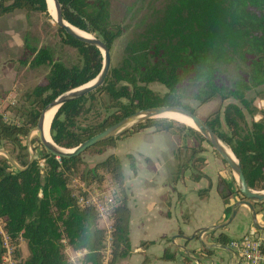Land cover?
Returning a JSON list of instances; mask_svg holds the SVG:
<instances>
[{"label":"trees","instance_id":"trees-1","mask_svg":"<svg viewBox=\"0 0 264 264\" xmlns=\"http://www.w3.org/2000/svg\"><path fill=\"white\" fill-rule=\"evenodd\" d=\"M58 2L65 22L93 35L112 53L124 34L123 27L112 22L113 0ZM17 11L41 13L53 21L47 0H0V19ZM57 30L62 44L77 50L79 62L70 66L56 62L48 47H33L26 40L25 53L30 57L22 59L20 64L32 69L48 67L49 73L42 84L26 95L25 104L15 108L21 121L19 125L0 119V148L11 146L12 151L8 153L21 168L30 162L28 147L23 142L37 127L43 110L63 94L92 82L103 70L104 57L97 47L78 41L58 25ZM154 84L165 88L166 93H156L151 88ZM188 89L194 90L192 99L200 106L217 99L235 104L217 110L205 122L238 159L250 189L264 191V112L260 121H254L256 110L248 97L254 91L264 94V0H167L160 10L143 20L142 30L127 42L121 62L117 67H110L104 84L58 110L51 123V138L57 146L72 150L138 111L181 106L197 115L182 104L183 92ZM92 114L101 120L84 125ZM144 130L180 141L188 133L206 142L198 131L187 125L155 119L86 152L97 150L98 155H103L121 138ZM205 151L201 144L198 147L179 145L175 151L177 171L185 167L182 163H191L193 171L200 174L196 179L199 180L207 162L199 154ZM82 155L58 160L44 150L40 160L35 159L25 170H17L8 159L0 158V219L13 246L18 247L21 238L25 241L29 256L24 264H70L66 245L86 252L83 264H104L107 234L99 227L98 213L93 208L79 206L70 188V177L81 167L84 168L81 182L90 187L102 185L109 175L118 191L119 206L112 215L109 264H120L132 255L131 193L122 164L110 155L88 166ZM127 158L135 174V157L128 155ZM218 193L226 205L238 195L241 200L245 199L234 178L228 182L219 177ZM253 206L264 207V203H253ZM215 242L230 247L232 241L221 232ZM153 244L147 242L141 247L145 252ZM3 253L4 240L0 233V264ZM205 253L212 255L213 251ZM160 260L176 262L177 253L167 249ZM183 262L190 264V259L184 257Z\"/></svg>","mask_w":264,"mask_h":264},{"label":"crops","instance_id":"crops-1","mask_svg":"<svg viewBox=\"0 0 264 264\" xmlns=\"http://www.w3.org/2000/svg\"><path fill=\"white\" fill-rule=\"evenodd\" d=\"M132 137H136V143ZM124 139H127L126 143ZM124 139L120 148L123 144L127 146L120 151V156L123 155L126 160L128 155H132L137 163L136 173L133 174L127 167L128 162L120 157L124 170L129 171L128 175L125 171V178L131 190L130 238L133 250L132 255L120 264H185L184 257L190 259V264H238L230 247L227 248L232 251L215 242L217 235L213 238V231L198 236L201 229L228 221L237 197L226 205L218 193V178L230 182L234 177L221 171L215 173L218 169L213 165L216 164L208 161L202 168L204 175L199 180L196 179L200 174L193 171L191 163H182L185 167L178 172L175 151L184 143L194 144V137L188 133H185L182 141L156 134L153 130H144ZM208 169L212 172L207 173ZM251 221L250 210L242 207L231 223L234 226L230 228V224L219 232L225 233L231 241L239 239L250 231ZM260 233L258 235L254 229L252 234L264 243V232ZM194 235L193 240H186ZM147 242L154 244L144 252L141 245ZM215 245L218 247L213 248ZM167 249L177 253L176 262L160 260ZM207 250L213 251V254L207 255Z\"/></svg>","mask_w":264,"mask_h":264},{"label":"rangeland","instance_id":"rangeland-1","mask_svg":"<svg viewBox=\"0 0 264 264\" xmlns=\"http://www.w3.org/2000/svg\"><path fill=\"white\" fill-rule=\"evenodd\" d=\"M166 1L167 0H113L111 6L112 22L116 25L122 26L124 29V34L117 40L112 49L111 67H117L119 65L123 57L124 47L137 32L142 30L143 20L149 18L154 12L160 10L165 5ZM53 21L56 22L54 19ZM53 21L49 20L41 13H26L25 11H17L7 17H4L3 19H0V96H2L4 100L3 105L0 108L2 113L8 111L12 117L16 116L17 111L15 108H20L25 104L26 95L31 93L39 84H42L49 73L48 67L32 69L28 66H23L20 64L22 59L30 57L25 53L26 40L33 47H48L52 51L54 60L56 62L60 61L68 66L79 62L77 50L62 44L57 30V25ZM151 88L160 95H164L166 93L165 88L158 84L152 85ZM193 94V89L185 90L183 92L185 98L182 100V104L185 107L193 109L197 116L203 120H206L217 110H224L228 105L234 104L232 101L222 103L219 99H217L200 106L199 103L192 99ZM248 97L249 100L253 102V107L256 110L253 120L258 122L262 119V114L264 112V94L261 91H254L249 94ZM11 103H14L15 106H12ZM99 110L101 113H103L102 108H99ZM101 116L103 117V114H101ZM100 120L101 119H97V117L92 114L88 117V120H83V124H95ZM248 120L251 122V118L249 116ZM135 138L136 137L131 138L134 143H136ZM173 138L176 139V137ZM28 139L29 136L24 140L23 144L28 147L30 155L33 154L35 159L40 160L44 149L37 139L36 134H32L31 143H28ZM123 139L124 138H121L116 143L114 148H108L103 155H98L97 150H90L84 153L82 155L83 161L88 166H94L105 160L108 156L114 155L119 160L121 157L123 161H127L128 167V158L125 160L123 155L120 156V151L125 150L124 148L127 146V144H123V146L120 148L121 141ZM123 141L126 143L127 139H124ZM198 144H201L206 149L205 152L199 154V157L204 158L205 161L216 164L213 165L216 167V169H218L215 171V173H219L221 171L226 175L233 176L231 170L223 161L221 156L215 152L208 143L201 142L200 138L194 137L193 146L198 147ZM1 149L7 153L12 151L11 146H6L5 148H0V150ZM1 157L4 156L0 153V158ZM41 165L44 166L43 162H41ZM122 168L124 175L125 171L128 175V169L125 168L124 170L123 165ZM83 169L84 168L81 167L78 173L70 177V187L73 185L74 180H81L80 175L82 174ZM211 172L212 171L208 169L207 173ZM129 176L131 177V175ZM106 180H112V177L106 175L105 181ZM129 191L131 193L130 188ZM240 197V195L237 196V200L234 201V204L241 200ZM255 210L262 211L258 217V221L260 225L264 226V207L258 206ZM103 226L104 223L101 222V225L99 226L100 229H103ZM233 226L234 223L230 225V228ZM253 230L254 228L251 224L250 231L246 234V236H251L254 238L255 236L252 234ZM0 232H3V223L1 221ZM219 233V231H213L211 232V236L214 238L215 235L218 236ZM257 234L261 235V233L258 231ZM18 246L22 258L27 259L29 256V251L25 241L21 240ZM68 256H72L70 252L68 253Z\"/></svg>","mask_w":264,"mask_h":264},{"label":"water","instance_id":"water-1","mask_svg":"<svg viewBox=\"0 0 264 264\" xmlns=\"http://www.w3.org/2000/svg\"><path fill=\"white\" fill-rule=\"evenodd\" d=\"M47 5H48V11L50 15H51V12H50L51 7L54 9L55 20H56L58 27L64 29L68 35L77 39L78 41L85 43V44L95 46L102 52L103 57H104V66H103V70L101 74L95 80H93L92 82L78 89H75L73 91L63 94L62 96L58 97L56 100L51 102L43 110L39 118L37 127L29 135L28 143H31V136L32 134L35 133L43 149L48 154H50L51 156L55 157L58 160L59 159H72V158L82 155L91 147H94L95 145L102 143L104 141H107L109 139H116L126 134L127 132L133 130L137 126L144 124L148 121L155 120V119H163V118H166V116L168 115L181 116L189 120L193 125V127L191 128L198 131L201 134V136L206 140V142L221 156L223 161L228 165L229 169L231 170L234 176V179L236 181V186L240 194L245 198L244 200L237 201L232 206L231 215L226 223L213 226L211 228L201 229L198 233V236L208 233L209 231H220L228 227L236 219L242 207H247L250 210L251 220H252L254 229L260 232H264V226L259 224L258 213L255 210V207L253 206V203H264V191H254L250 189V187L248 186L246 182L245 176L243 174V170H242L240 162L235 157V155L232 153V151L228 148V146L222 142V140L218 137V135L215 134V132H213V130L209 128L205 120L198 117L197 115H195L190 110L184 107H181V106L160 107V108H152V109L138 111L135 114L105 129L103 132L99 133L98 135L94 136L93 138L81 144L79 147L72 149V150H67V149L57 146L53 142L52 138H51V142L47 141L45 137V133H44V125L51 111L56 110V113H57L58 110L64 105L70 102L79 100L87 96L88 94L96 91L97 89H99L104 84L108 76L110 67H111L110 51L102 41H100L99 39H96L93 35H91V38H85V37H82L76 34L70 28L71 26L67 22L64 21L62 17L61 6L58 0H47ZM50 127H51V124H50ZM229 151L231 155L229 154ZM0 153L3 154V156L6 159H8L11 165L17 170L27 169V167L30 164H32L33 161L35 160V157L33 156V154H31L29 165L26 168H21L16 164V162L9 155V153H7L6 151L2 149L0 150ZM194 238H195V235L192 236L191 238H187L186 240H193ZM201 244L204 245L203 242H201ZM216 247L218 246L216 245L213 246V248H216ZM223 248L228 251H232L231 249L227 247H223Z\"/></svg>","mask_w":264,"mask_h":264},{"label":"built area","instance_id":"built-area-1","mask_svg":"<svg viewBox=\"0 0 264 264\" xmlns=\"http://www.w3.org/2000/svg\"><path fill=\"white\" fill-rule=\"evenodd\" d=\"M3 97H0V108L3 105ZM15 106L14 103H11ZM5 111V110H4ZM0 119L4 123L11 125L20 124V117H12L8 111H0ZM73 190V194L77 199L79 206L86 208H93L99 216V226L101 222L104 223V230L106 231L107 238L105 247L103 249L104 264H109L112 255V215L118 208L117 188L112 180H106L102 185L88 186L80 180H74L73 185L70 187ZM1 221V219H0ZM2 222V221H1ZM4 240V253L2 255V264H24L26 259H23L19 246H13L6 235L4 228L3 232H0ZM23 241L21 238L20 241ZM264 243L256 238L243 236L239 239H234L231 242L230 248L234 251L238 264H264ZM66 254L71 253V257L68 256L70 264H83L86 252L75 251L70 246L65 247Z\"/></svg>","mask_w":264,"mask_h":264},{"label":"bare ground","instance_id":"bare-ground-1","mask_svg":"<svg viewBox=\"0 0 264 264\" xmlns=\"http://www.w3.org/2000/svg\"><path fill=\"white\" fill-rule=\"evenodd\" d=\"M51 15L53 16V19L55 20V11L54 9L51 7ZM76 34L82 36V37H85V38H91V35L89 36L88 34L84 33V32H81L75 28H73L72 26L70 27ZM55 113H56V110H53L51 111V113L48 115V118L45 122V125H44V133H45V137L47 139V141L51 142V136H50V124H51V121L52 119L55 117ZM166 118L168 119H171V120H174L178 123H181V124H184V125H187L189 127H193L192 123L181 117V116H176V115H168L166 116ZM229 154H230V151H229ZM231 155V154H230Z\"/></svg>","mask_w":264,"mask_h":264}]
</instances>
